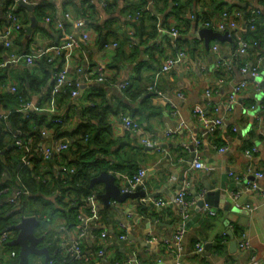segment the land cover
Instances as JSON below:
<instances>
[{
	"label": "crops",
	"instance_id": "obj_1",
	"mask_svg": "<svg viewBox=\"0 0 264 264\" xmlns=\"http://www.w3.org/2000/svg\"><path fill=\"white\" fill-rule=\"evenodd\" d=\"M103 1L108 2L107 7L102 6ZM238 3L243 4L240 7L246 16L236 22L234 29L230 26L232 19H226L223 14L234 12ZM31 4L35 5L34 12L25 9L17 12L24 29L15 35L11 47L6 49L0 42V62L7 63L6 75L10 84L16 83L19 73L34 68L35 65L25 62L27 57L35 61L54 57L55 67L65 70L70 81L83 80L85 85L78 89V96H71L69 108L59 105L52 95L43 111L62 117L69 110L73 116L71 128L74 129L83 124V110L93 99L101 104L98 114L104 113L102 120L93 122L98 128L97 134L105 143H110L104 166H110L119 158L125 159L126 163L121 165L124 172L117 173L124 180L145 169L144 189L159 201H171L189 184L190 197L195 202L182 250L173 254L163 240L171 241L179 226L181 219L176 205L153 206L141 211L140 207L136 210L137 200L128 199L118 206L112 201L108 211L100 213L106 206L100 199L96 200L99 221L87 222V236L82 241L88 260L73 264H250L252 257L264 264V197L246 191L247 183L255 181L248 173L249 167L264 173V87L241 71L244 66L253 67L261 57L264 58V0H183L182 5L187 7L179 15L175 13L177 6L173 2L166 9L163 5L155 9L152 4L150 12L156 19L147 20L142 39L136 28L140 22L129 20V13L138 11L142 0H33ZM9 5L12 1L0 0V34L9 25L6 13ZM39 5L45 6L46 12L55 18L65 13H70L73 18H86L89 41L81 40L82 30L72 22L61 31L48 23L47 18L37 17ZM252 10H260L261 15L251 17ZM194 15L196 19H193ZM33 17L37 24L30 33L26 29L31 27ZM252 18L253 30L249 27ZM207 19L216 27L225 25V30H214L227 35L225 39L207 42L201 38L202 23ZM173 28L181 30L178 39L169 33ZM69 35L78 37L80 46L64 49L62 55L56 57V49ZM242 36L248 37L251 45L258 42L245 56L237 55ZM133 38L138 43L136 47L132 46ZM180 52L185 56L171 71L163 73L161 68L165 60ZM220 62L228 63V66L220 67ZM98 69L104 72V82L97 81ZM260 71L264 78V60ZM126 81L132 84L130 90H123L121 86ZM243 82H247V86L228 106L234 89ZM197 108L211 124L220 119L223 125L209 132L194 115ZM123 115L137 120L145 135L156 139L164 151L143 147L139 135L123 128ZM195 140L201 141L199 147ZM185 144L197 150L207 170L193 168V153L184 148ZM253 146H257L259 152L249 158L246 151ZM18 156L19 151L8 155V164L16 163L17 170L24 166ZM10 180L12 174L6 170L0 186ZM257 183L264 188V179ZM208 186L221 191L224 197L221 207H200ZM99 190L103 192L102 185ZM238 191L243 193L235 201L233 194ZM6 201L7 196L0 197V204H6ZM246 204L255 210L238 207ZM87 206L90 209V204ZM212 210L216 212L215 216L208 213ZM53 219H47L49 240L54 244L55 252L63 257L77 240L79 229L77 226L68 229L58 214ZM121 223L126 225L124 245H120L119 239ZM104 231L108 234L106 241L100 238ZM10 234L9 242L17 237L13 230ZM241 235L250 242V250L238 247ZM152 237L158 241H151ZM198 244L204 247L202 254L196 251ZM101 249L105 252L104 257L97 255ZM2 254L4 264L16 259L8 252ZM44 261V257H36L33 263L45 264Z\"/></svg>",
	"mask_w": 264,
	"mask_h": 264
},
{
	"label": "trees",
	"instance_id": "obj_2",
	"mask_svg": "<svg viewBox=\"0 0 264 264\" xmlns=\"http://www.w3.org/2000/svg\"><path fill=\"white\" fill-rule=\"evenodd\" d=\"M26 1L32 3L33 0ZM142 1L143 4L139 7V10L135 13H129V16H135L147 7L149 2L147 0ZM182 1L152 0V3L155 9H158L160 5H163L166 9L173 2L174 6H177L175 13L179 15L187 7L182 5ZM237 7H239L238 10H242L240 6ZM20 11L23 12L24 9H20ZM46 11L45 6L39 5L36 8L37 17L51 19L56 17L51 16ZM150 11L142 12V17L138 20L140 24L136 25L141 39L144 37V25L147 20L156 19ZM194 16L197 18L196 15ZM206 22H210V20L207 19L202 24ZM155 27L157 29V26ZM244 37L248 39V37ZM255 43L258 45L257 41ZM137 45L138 43H136ZM54 60L55 58L47 57L35 61L34 68L19 73L16 83L13 84H10L8 75H6L8 68L0 70V181L4 179L6 170L12 174V180L6 183H3V181L0 188L6 186L19 187L29 193V195L22 197V205L18 207L0 204V236L6 229L19 224L23 217L29 216H35L40 221V226L36 229L38 237L46 236L50 239L47 219L54 220L53 216L56 214L63 218L68 229H75L81 223L82 217L90 215L87 198L102 193L99 190L101 184L92 186V179L103 171L124 172L121 165L126 163L125 159L119 158V162H115L116 164L104 166L107 164L106 155L110 143H105V140L100 138V135L97 134L98 128L93 123L97 119L102 120L104 118V113L98 114L101 104L93 99L90 100L93 106L89 105L84 108L83 124L74 129L71 128L73 116L68 113L69 110L62 117H56L43 111L42 108H44L45 103L47 104L52 99V95H55L59 105L69 108L72 92L75 91V82L69 80L70 86L67 85L57 94L52 93L54 76L60 70L57 69L59 67H55L57 62ZM9 86L11 88L15 87L16 91L12 92ZM36 99L37 103L35 104ZM28 103H34L37 109L22 110V106ZM1 116L5 117L6 120ZM57 120L59 122L56 123ZM46 129L50 132L47 138L42 135L43 130ZM102 130L104 131V129ZM17 137L32 140L34 147L43 141H49V143L69 142V146L67 150L59 154L55 153L49 160H45L37 152H32L27 157L30 164L25 165L23 159L27 155L15 145ZM6 139L9 141H6ZM13 151H19V161L24 165L22 169L17 170L16 163L8 164V155ZM108 209V207H103L100 209V213L108 211ZM9 240L10 238L8 242ZM53 245L50 240L40 245V247L49 249L50 260L48 264L81 262V260L72 258L69 253L61 257L59 253L55 252L56 249ZM0 252H8L9 254L16 252L19 254L18 248L9 246L7 242L0 247ZM3 259L4 257L1 256L0 264H4ZM18 262L17 255L16 259L5 264H18Z\"/></svg>",
	"mask_w": 264,
	"mask_h": 264
},
{
	"label": "built area",
	"instance_id": "obj_3",
	"mask_svg": "<svg viewBox=\"0 0 264 264\" xmlns=\"http://www.w3.org/2000/svg\"><path fill=\"white\" fill-rule=\"evenodd\" d=\"M26 1V0H24ZM149 3L147 5V7L145 9H143L141 11V13H137L135 16H129V20H135L138 21L141 17H142V12L145 11H150L151 10V6H152V0H147ZM237 2L239 0H236ZM27 2V1H26ZM102 6L103 7H107L108 6V2L103 1L102 2ZM18 12V8L16 3H12V5H9L6 7V13L9 19V25L8 27L4 30V32L2 34H0V42L3 43L4 47L6 49H9L12 45V41L13 38L15 37L16 34L20 33V31H22L24 29L23 24L21 22V19L19 17ZM259 15H261V11L260 10H252L251 12V17H258ZM223 16L226 19H232L230 26L232 28H236L237 27V21L239 20H244L245 19V12L242 10H238V8H236V10L232 13L226 12L223 14ZM193 19H196L195 16H193ZM46 21L48 23H52L53 25H55L59 30L64 31L66 30V24L68 22H72L74 24V26H76V28L82 30V36H81V40L83 42H87L89 41V32H87V20L85 18H73L72 15L70 13H65L62 17H57L54 19L51 18H47ZM254 19L252 18L250 20V24L249 27L251 30L254 29L255 25H253ZM202 26L206 29H219V30H225V25L224 24H219L218 27L215 26L214 22L210 21V22H206L204 24H202ZM160 29L163 31L164 29L160 27ZM169 33L175 38L178 39L180 37V30L173 28L169 31ZM118 44H114V46H117ZM253 45H257L256 43H254ZM251 45V42L248 39H245V37H240L239 38V46L237 49V55L239 56H245L248 54L249 50L251 49V47L253 46ZM80 46V41L78 37H75L74 35H69L67 37V41L59 48L56 49L55 51V55L57 56H61L62 52L64 49H69V48H73V47H79ZM132 46H136V39L133 38L132 39ZM215 50H217V47H214ZM185 56L184 52H180L179 54H177L176 56H170L168 57L162 68L161 71L163 73L169 72L173 69V67L176 65V63L182 59ZM12 57H17V56H12ZM54 59V57H51ZM264 60L263 57H261L258 61L257 64L254 65L253 67H249V66H244L241 71L243 74H248L250 75L254 81H256L258 83L259 86H261V81H259V78L262 79V81L264 82V78L261 76V71H260V67L262 64V61ZM28 65H34L35 63V59L32 57H27L26 61H25ZM220 67H227L228 63H219ZM7 67V63L4 62H0V70H3ZM97 81L98 82H104L106 79L104 77V72L102 69H98L97 70ZM54 86H53V94H57L60 91H62V89L64 87H66L67 85L70 86L71 84H69V79L67 76V72L65 70H59L55 76H54ZM85 85V82L83 80H78L76 83H74L75 86V91L72 92V96L76 97L79 95V91L78 89L83 87ZM123 90H129L132 86L131 82L126 81L125 83H123L122 85ZM247 86V82H243L241 83L239 86H237L234 89V92L231 94L230 96V100L228 103V106L231 105L237 95L240 93V91L245 88ZM9 88L12 90V92L16 91L15 87L9 86ZM208 95H210L209 93H207ZM90 106H93L92 104H90ZM28 109H37V107L33 104H25L22 106V110H28ZM194 115L196 117H199V119L201 120V123L205 126V128L208 129L209 132H213L214 129H216L215 127H220L221 125H223V120H216L213 124H211L209 121H207V119L205 118L204 112L197 108L194 110ZM1 118H3L1 116ZM4 120H6V118H3ZM56 123L59 122V120L55 121ZM122 126L126 131L135 133L137 135L140 136V143L143 147L147 148V149H151V150H156V151H164L160 145V143L156 140V139H151L149 137H147L145 135L144 130L142 129L140 123L135 120L134 118H132L130 115H123L122 117ZM49 130H43L42 135L43 137H49ZM15 145L21 149L22 151L25 152V154L27 156L24 157L23 159V164H30L29 160L27 159L28 155L31 154L32 152H37L39 154H41L45 160H49L50 158H52L55 153H60L62 151L67 150L68 146H69V142H63V141H57L54 143H49V141H43L41 143H39L36 147H34V143L32 140H26L23 138H19L17 137V139L15 140ZM195 145L196 147H199L201 145V141L200 140H195ZM184 148L187 151H190L193 153L194 155V161L192 162V166L194 169L197 170H207L205 164L203 163V161L201 160V158L198 156L197 154V150H195L194 148H191L188 144L184 145ZM220 152H225V149H220ZM259 152V148L257 146H253L251 149L246 151V155L249 158H252L256 153ZM248 173L252 174L255 177V181L254 182H248V186L246 188V191L248 192H254L258 195H260L261 197H264V188L261 187L257 181L264 179V173L263 172H259V171H255L254 169H252L251 167H249L248 169ZM147 171L145 169H141L139 170L137 173H135L134 175H132L131 177H128L126 180L128 181V183L130 184V190H134L135 188H137L138 186L142 185L144 182V179L146 177ZM189 184H186L184 188H181L178 193L175 195V197L171 200V201H159L156 200L154 198H148V199H143V201L146 204H150L152 203L154 206L157 207H164L167 206L169 204L172 205H176L178 207L179 210V215H180V223L179 226L177 228V231L173 237V239L170 240H163V244L167 247V249L172 252L173 254L177 253L178 251L182 250V240L183 237L186 233V226L188 224V222L191 220V208L193 207V205L195 204V202L193 201V199L190 197V191H189ZM243 193V191H238L235 192L233 194V198L235 201H238L240 198V195ZM25 195H29V193L25 190H22L19 187H13V186H6V187H1L0 188V197L3 196H7V201L6 204L8 205H12V206H20L22 205V197ZM87 202L88 205L90 204V216H84L81 218V223L77 226V228L79 229V233H78V237L77 240L73 243V245L71 247H69L68 249V253L69 255L77 260H88L86 258V256L84 255V251L82 248V241L83 239L87 236V232H86V224L89 220L92 221H99V214H98V206L96 204V195H92L89 198H87ZM239 208H243V209H247L249 211H253L255 210V208L253 206H251L250 204H246V205H238ZM210 215L215 216L216 212L215 211H209L208 212ZM121 229H122V234L120 235L119 239L121 241H126L127 240V235H126V225L124 223H121L120 225ZM10 232H3L0 236V247L7 242L8 243V239ZM108 237L107 232H102L100 234V238L102 241H106ZM151 241H158V239H156L155 237L151 238ZM238 247L241 250H250L251 249V245L250 242L248 241V239L246 238L245 235H241L240 239H239V243H238ZM196 251L199 254H202L204 251V247L202 244H198L196 247ZM1 252H0V258H1ZM17 253L16 252H12L10 253V257L14 258L17 257ZM97 255L99 257H104L105 256V252L103 249H101L100 251H98ZM119 264V263H117ZM250 264H259V261L256 259V257H252L251 259V263Z\"/></svg>",
	"mask_w": 264,
	"mask_h": 264
},
{
	"label": "water",
	"instance_id": "obj_4",
	"mask_svg": "<svg viewBox=\"0 0 264 264\" xmlns=\"http://www.w3.org/2000/svg\"><path fill=\"white\" fill-rule=\"evenodd\" d=\"M6 1V0H5ZM12 3H16L18 10L25 9L30 12H34L35 5L28 3L24 0H10ZM237 5L242 6V3ZM32 25L27 28L28 32H32L33 28L37 24V20L33 17L31 19ZM200 36L202 39H205L207 42L210 40H223L227 35H224L220 32H215L212 29H202L200 31ZM105 39H103V45H105ZM261 86L264 87V82L261 78ZM192 161L194 160V155H192ZM22 166V165H20ZM116 171H103L97 177L93 178L91 181L92 186L96 184H101L103 186V192L96 195V200L100 199L106 207H111V202L114 201V205L125 202L128 199L137 200L138 207L141 208V211L153 207L152 203L146 204L143 199L154 198L152 195H148L144 189V185H140L134 190H130V184L122 177H119ZM9 176V173L6 172ZM121 180H123L121 183ZM207 194L203 201L199 203L200 207L204 206H222L221 200L223 195L221 191L214 190L212 186L206 187ZM194 194H197L194 192ZM199 197V196H198ZM150 205V206H148ZM154 221V219H153ZM40 226V221L35 216L23 217L19 224L12 226L5 230L4 232H10L12 230L17 232V237L10 241L8 244L11 247L19 248V262L18 264H30L31 257H44L45 264L49 263L50 253L47 247H40V245L45 241L46 236L38 237L36 235V229ZM126 241H120V245H124ZM237 243L234 242L233 246L236 247ZM3 256V254H1Z\"/></svg>",
	"mask_w": 264,
	"mask_h": 264
},
{
	"label": "rangeland",
	"instance_id": "obj_5",
	"mask_svg": "<svg viewBox=\"0 0 264 264\" xmlns=\"http://www.w3.org/2000/svg\"><path fill=\"white\" fill-rule=\"evenodd\" d=\"M48 240H49V238H46L45 241H44L43 243L47 242ZM18 249H19V248H18ZM18 258H19V255H18ZM35 258H36V256L31 257V259H30V264H34L33 261H34ZM38 258H39V257H38ZM40 258H42V257H40Z\"/></svg>",
	"mask_w": 264,
	"mask_h": 264
}]
</instances>
